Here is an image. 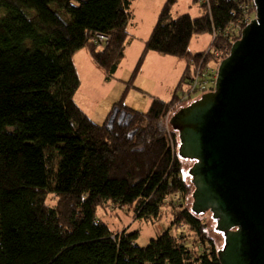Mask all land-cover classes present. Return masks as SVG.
<instances>
[{
  "label": "trees",
  "instance_id": "obj_1",
  "mask_svg": "<svg viewBox=\"0 0 264 264\" xmlns=\"http://www.w3.org/2000/svg\"><path fill=\"white\" fill-rule=\"evenodd\" d=\"M133 1L0 0V264H219L205 224L187 209L175 213L172 224L185 225L208 245L199 255L168 232L141 249L137 233L113 234L96 221L97 209L111 202L133 206L137 218L153 224L166 199L189 195L192 187L171 147L178 143L166 136L163 120L195 65L210 57L208 50L191 54V39L212 35L209 50L223 52V59L240 37L232 25L242 13L231 0L200 6L198 18L174 19L177 0H165L132 76L155 53L185 63L179 84L169 102L154 99L144 114L115 105L132 119L109 129L112 111L98 125L75 103L80 80L72 57L86 50L112 77L125 57ZM96 34L109 37L106 47L93 44Z\"/></svg>",
  "mask_w": 264,
  "mask_h": 264
},
{
  "label": "water",
  "instance_id": "obj_2",
  "mask_svg": "<svg viewBox=\"0 0 264 264\" xmlns=\"http://www.w3.org/2000/svg\"><path fill=\"white\" fill-rule=\"evenodd\" d=\"M251 1L255 16L219 63L213 90L169 121L179 160L192 164L188 210L209 212L210 232L224 238L219 264H264V0ZM116 119L129 125L132 115L115 107L109 129Z\"/></svg>",
  "mask_w": 264,
  "mask_h": 264
},
{
  "label": "rangeland",
  "instance_id": "obj_3",
  "mask_svg": "<svg viewBox=\"0 0 264 264\" xmlns=\"http://www.w3.org/2000/svg\"><path fill=\"white\" fill-rule=\"evenodd\" d=\"M150 5H147L143 0H134L129 7V14L131 20L129 23V34H135L138 39L134 44H126V57L120 63V68L110 78L109 81L105 79V73L98 66L92 65L88 61L85 62L82 59L75 61L76 68L78 70V76L80 80V87L74 95V101L79 108L96 124L101 125L106 120V117L110 111L119 104L128 110L135 113H146L149 109L152 100L159 99L164 102H168L172 99L174 91L179 84L181 74L180 64H185L182 60L170 57L173 62L161 64L154 60H145L140 68L139 73L133 77L132 72L139 60L138 50L143 49V40L148 38L147 29L154 26L157 19L153 17L150 10ZM188 14L191 18H198L201 16V8L194 0H178L174 5L171 13V17L177 18L181 15ZM4 12L0 11V16H3ZM236 25V24H233ZM239 32L235 37L240 36ZM213 36L210 34H203L194 36L190 43L188 50L190 53H199L207 51ZM138 46L139 48L137 49ZM212 51V53H210ZM210 53L209 60L222 61L224 56L223 52H217L218 56H213V50H209L204 54ZM157 57L163 58L164 56L157 55ZM185 88V87H184ZM181 94V92L179 93ZM178 94V95H179ZM198 97H196L197 99ZM114 104V105H113ZM190 102H181L180 99L173 104L168 114L163 120V126L166 129V136L174 142H179L178 133L174 132L169 124L170 118L177 112V109L183 108L189 105ZM109 107L105 113L103 110L105 107ZM176 136V140L170 137V133ZM135 134V128L129 129V134ZM134 136V135H133ZM132 136V137H133ZM131 137V138H132ZM179 146V143H178ZM173 151L178 152V147L174 143L171 144ZM179 158V157H178ZM182 166V175L185 179H190V176H185L184 172L187 168H191L192 164H188V161L184 162L180 160ZM188 185L192 184L186 180ZM184 198H171L166 199L161 209V217L159 220L152 224L149 221L141 220L136 217L134 213V207H120L111 202L106 203L97 209L96 221L105 225L109 231L113 234H121L124 232L126 235L137 233V239L135 244L138 248L144 249L153 240H156L164 232H168L169 236L174 238L178 243H184L187 248L194 251L196 254H201L204 250L208 249V245H201L199 238L196 237L188 227L185 225H173V217L178 211L191 207L192 199L190 195ZM46 204L54 208L56 200L53 196H48ZM189 211V210H188ZM191 213V211H189ZM211 214L209 212L196 215L202 223L205 224L207 237L213 241L214 248L222 249L224 238L221 233L210 232L214 227V223L211 220Z\"/></svg>",
  "mask_w": 264,
  "mask_h": 264
},
{
  "label": "built area",
  "instance_id": "obj_4",
  "mask_svg": "<svg viewBox=\"0 0 264 264\" xmlns=\"http://www.w3.org/2000/svg\"><path fill=\"white\" fill-rule=\"evenodd\" d=\"M231 1L237 3L238 9L240 13H242V20L239 23H236V25H232L234 26L235 34L237 35L241 32V23L248 24L254 16L250 13V7L247 0ZM194 2L199 6H205L208 8L212 0H194ZM92 42L97 48H104L109 43V37L106 35L96 34L94 35ZM217 52L220 51L213 50V56H218ZM210 53H212V51H210ZM203 63L204 58L201 60L199 65H195L191 82L187 86L186 90L179 96L181 102L195 101L196 97H200L213 89L220 61L212 59L205 65H203Z\"/></svg>",
  "mask_w": 264,
  "mask_h": 264
},
{
  "label": "crops",
  "instance_id": "obj_5",
  "mask_svg": "<svg viewBox=\"0 0 264 264\" xmlns=\"http://www.w3.org/2000/svg\"><path fill=\"white\" fill-rule=\"evenodd\" d=\"M147 5H150V8H148V9H151L153 6H154V9L153 10H150V13L153 15V17H156V19H158V16H159V14H160V11H161V9H162V7H163V5H164V3H165V0H143ZM178 1V0H177ZM177 3V2H176ZM175 3V4H176ZM174 7V6H173ZM184 15H188V14H184ZM157 22V21H156ZM156 24V23H155ZM155 26V25H154ZM154 26H152L151 25V28H149V29H147V37H149L150 36V34H151V32H152V30H153V28H154ZM128 33H129V31H128ZM136 39H138L137 38V36L135 35V34H132V35H130L129 34V38H128V45L130 46V45H132V44H134V42H135V40ZM148 38H145L143 41L145 42L146 40H147ZM144 42H143V47H144ZM212 42V41H211ZM211 44V43H210ZM210 46V45H209ZM137 47V49L139 48L138 46H136ZM97 49H101V48H97ZM209 49V48H208ZM207 49V50H208ZM142 51H143V49L142 50H138V52H137V54L139 55V58H140V55H141V53H142ZM198 53V52H197ZM199 53H201V52H199ZM191 54H195V53H191ZM125 57H126V50H125ZM125 57H124V59H125ZM83 60V61H85V62H87L88 63V61L91 63L92 62V65H94V66H97L95 63H94V61L92 60V58H91V56H90V54L86 51V50H81V51H79V52H77V53H75L74 55H73V57H72V61H73V65H74V67H75V70H76V72H77V74H78V70H77V68H76V64H75V61H80V60ZM145 60H154V61H158V62H160L161 64H164V66H165V63H168V62H173L172 61V59L170 58V57H168V56H166V57H163V58H161V57H157L156 55H154L153 53H148L147 55H146V57H145V59H144V61ZM123 61V60H122ZM121 61V62H122ZM179 64V66H181V74L183 73V71H184V69H185V64L183 65V64H180V63H178ZM120 66H121V64H119V66H118V68H117V70L120 68ZM103 71V70H102ZM104 72V71H103ZM105 73V72H104ZM107 74L105 73V79L107 80V81H109L110 80V78H107V76H106ZM163 101V100H162ZM169 102V101H168ZM114 105V104H113ZM108 109H109V107L107 106V107H105V109L103 110L105 113L108 111Z\"/></svg>",
  "mask_w": 264,
  "mask_h": 264
},
{
  "label": "flooded vegetation",
  "instance_id": "obj_6",
  "mask_svg": "<svg viewBox=\"0 0 264 264\" xmlns=\"http://www.w3.org/2000/svg\"><path fill=\"white\" fill-rule=\"evenodd\" d=\"M190 102V101H189ZM121 111V110H120ZM117 119L115 120V123H116ZM118 126H125V122H122L120 125Z\"/></svg>",
  "mask_w": 264,
  "mask_h": 264
}]
</instances>
